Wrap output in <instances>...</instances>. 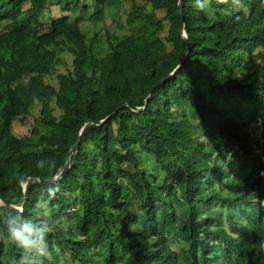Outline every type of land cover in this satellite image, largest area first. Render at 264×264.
Wrapping results in <instances>:
<instances>
[{
	"label": "trees",
	"instance_id": "obj_1",
	"mask_svg": "<svg viewBox=\"0 0 264 264\" xmlns=\"http://www.w3.org/2000/svg\"><path fill=\"white\" fill-rule=\"evenodd\" d=\"M91 1L0 0V197L71 163L0 202V264H264V0H183L187 41L179 0H132L105 53L121 0ZM9 214L48 224L46 256Z\"/></svg>",
	"mask_w": 264,
	"mask_h": 264
},
{
	"label": "rangeland",
	"instance_id": "obj_2",
	"mask_svg": "<svg viewBox=\"0 0 264 264\" xmlns=\"http://www.w3.org/2000/svg\"><path fill=\"white\" fill-rule=\"evenodd\" d=\"M94 1L92 0L91 3ZM132 8V0H121L119 4L110 6L107 8L105 17L95 26V31L99 32L100 39L98 41V51L100 53H105L108 51V41H107V32H112L116 34H126L132 31H135L134 25L128 22V13ZM60 15V11L56 8H52V12L48 11L43 16V21L48 22L51 14ZM52 16V15H51ZM74 18V16H73ZM83 26L87 25L84 20H82ZM2 26H0V30ZM94 30L90 31V34L95 32ZM70 60V59H69ZM41 103H37L32 110V114L25 120H16L14 124V131L18 136H23L31 132L32 127L36 121V118L40 117ZM41 131H45V125L43 122L37 123Z\"/></svg>",
	"mask_w": 264,
	"mask_h": 264
},
{
	"label": "clouds",
	"instance_id": "obj_3",
	"mask_svg": "<svg viewBox=\"0 0 264 264\" xmlns=\"http://www.w3.org/2000/svg\"><path fill=\"white\" fill-rule=\"evenodd\" d=\"M197 6L203 7L204 4L201 0H197ZM5 226L6 239L14 242L24 254L33 259L47 255L49 226L46 222H38L23 215L9 214L5 219Z\"/></svg>",
	"mask_w": 264,
	"mask_h": 264
},
{
	"label": "water",
	"instance_id": "obj_4",
	"mask_svg": "<svg viewBox=\"0 0 264 264\" xmlns=\"http://www.w3.org/2000/svg\"><path fill=\"white\" fill-rule=\"evenodd\" d=\"M179 11H180V15H181V19H182V22H183V27H182V36L183 38L187 41L188 40V36H187V33H186V30H185V25H184V10H183V0H179ZM186 59V58H185ZM185 59L182 61V62H185ZM161 82H159L158 84H160ZM149 96L146 97V100H148ZM134 109L136 110H141V109H144L145 106L143 107H133ZM105 120H101V121H98V122H94V121H90L88 123H86L83 128L81 129L80 131V134H79V137L74 145V148L73 150H76L79 146V142H80V139H81V136L83 135V133L86 132V130L93 124H100L102 122H104ZM71 166V163H70V160L68 159L66 164H65V167L64 169L61 171V174L63 173H66L69 168ZM59 175H57L56 177L54 178H50V179H47V178H41V177H32L30 178L26 183L23 184L24 186V191H25V199H24V202L22 204V206H16V205H13V204H9L4 198L0 197V202H3L4 204L10 206L12 209L16 210V211H22L25 207V202H26V199H27V196H28V187L30 186L31 183H33L35 180L37 179H41V180H49V181H53V180H56Z\"/></svg>",
	"mask_w": 264,
	"mask_h": 264
}]
</instances>
